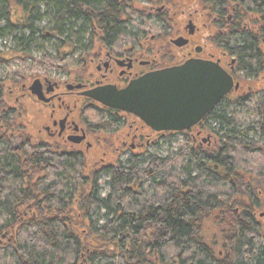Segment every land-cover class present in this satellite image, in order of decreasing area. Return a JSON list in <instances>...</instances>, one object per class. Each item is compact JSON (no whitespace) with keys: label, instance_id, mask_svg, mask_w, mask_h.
<instances>
[{"label":"trees","instance_id":"1","mask_svg":"<svg viewBox=\"0 0 264 264\" xmlns=\"http://www.w3.org/2000/svg\"><path fill=\"white\" fill-rule=\"evenodd\" d=\"M142 1L0 0L2 30L13 34L20 27L28 33L27 44L40 51L38 59H19V70L0 83V264H264L260 232L249 216V184L250 204L237 199L239 173L257 171L248 156L264 154L258 150L264 148V95L258 89L250 104L255 129L248 128L244 140L233 111L213 112L227 129L213 158L189 132L165 133L169 141L183 137L177 150L160 156L144 146V153L100 170L97 160L89 164L23 136L24 116L9 105L14 91L5 94L7 83L22 90L24 78L60 72L76 54L90 51L85 43L100 37L134 40L125 28L144 24ZM213 4L239 8L227 30V48L237 70L257 81L264 76V0ZM42 19L50 31L37 26ZM50 40L58 42L55 56L44 50ZM113 123L109 119L100 128L109 133ZM149 146L159 148L158 141ZM239 204H246L241 214L235 210Z\"/></svg>","mask_w":264,"mask_h":264},{"label":"flooded vegetation","instance_id":"2","mask_svg":"<svg viewBox=\"0 0 264 264\" xmlns=\"http://www.w3.org/2000/svg\"><path fill=\"white\" fill-rule=\"evenodd\" d=\"M213 2L143 0L145 6L141 11L144 24L125 28L129 35L134 36V40L121 37L118 41L114 38L107 42L105 37H100L98 42L83 45L90 48V51L72 57L73 65L66 64L62 71H53V75L44 73L35 77L33 81H40L43 98L47 101H39L31 95L41 111L37 113L39 117L35 133L27 134V140L51 144L61 154H74L85 160L98 159L100 170L112 163L123 162L130 155L142 154L144 146L156 141L159 136L163 137L166 132H154L139 117L105 107L85 97L83 93L104 86L122 90L148 73L192 61L210 66L211 69L214 64L217 65L230 75L233 85L239 86L238 90L233 88L220 99L195 125L183 131L189 132L199 146L204 147L205 144V151L213 158L227 130L213 120V112L221 110L228 116L230 106H233L250 114V104L258 89L250 84L251 77L237 70V59L229 55L227 48V30L234 26L239 8L234 4L216 8ZM176 39H183L185 45L174 46L172 41ZM153 42L159 44L158 49L150 46ZM257 78L264 80V76ZM77 85L81 87L76 88ZM22 92H29L28 87H23ZM256 94L264 95V89H258ZM109 119L114 123L112 131L108 133L100 126ZM238 130L243 139L245 131ZM258 150L264 152V148L258 147ZM107 155L112 157V161L105 163ZM248 159L258 164L254 166L257 171L239 173L240 192L237 199L247 205L251 200L253 209L249 216L260 232L259 240L264 248V166H259L260 162H264V154L248 156ZM214 173L225 178L223 171ZM246 183L247 188L251 186V194L246 189ZM224 186L227 188L226 184ZM245 205L239 204L235 210L241 214Z\"/></svg>","mask_w":264,"mask_h":264},{"label":"water","instance_id":"3","mask_svg":"<svg viewBox=\"0 0 264 264\" xmlns=\"http://www.w3.org/2000/svg\"><path fill=\"white\" fill-rule=\"evenodd\" d=\"M185 43L183 39L172 41L177 47ZM233 88L238 90V84L233 85L230 75L217 65L211 69L188 61L178 67L148 73L122 90L104 86L83 95L105 107L139 117L154 132L175 133L195 125ZM28 91L39 101H47L39 80H34Z\"/></svg>","mask_w":264,"mask_h":264},{"label":"rangeland","instance_id":"4","mask_svg":"<svg viewBox=\"0 0 264 264\" xmlns=\"http://www.w3.org/2000/svg\"><path fill=\"white\" fill-rule=\"evenodd\" d=\"M140 8H144L145 4L140 3ZM36 11H38V14L42 16L44 9L41 5H38L36 8ZM37 26L44 28L45 31H50L51 27L48 24V21L45 19H42L39 23H37ZM79 26V25H78ZM5 27L4 23H0V59L2 61V66L0 68V83L7 82V79H5L6 75L12 72H15L19 70V66L17 61L19 59L25 58L27 55H31L33 58L38 59L40 57V51L38 50L37 46L33 43L27 44V37L28 33L27 31L21 30L20 27L17 28V31L15 33H8L3 31L2 29ZM20 35L24 36V41L19 42L18 40H15L16 38L20 37ZM58 43L56 40H50V43L44 48V50L55 56L56 52L55 49L53 48L54 43ZM150 46L156 47L157 49L159 48V44L157 42H153ZM166 53L168 54V50H166ZM31 60L28 58L26 59V64L29 66ZM47 74V75H53L54 72H45V71H40L37 74H34L32 76H29L27 78H24L23 84L26 86V88L33 82V79L35 77H38L42 74ZM263 77V76H261ZM250 84L254 88L258 89H264V80L260 79L257 81H251ZM7 87L5 88V94L7 95L9 92H12V97L11 100L8 101L10 106L15 107L18 109L23 114V120L20 124H23L26 128L24 129V138L27 137V134H34L35 133V127L38 125V117L37 115L38 111H41V108L37 106L34 102V99L32 98L31 94L29 92H22L20 89V86H10L6 85ZM25 94V95H24ZM24 95L22 98L21 96ZM18 98V102L15 104L14 101ZM8 106V105H7ZM230 111H233L234 113V118L235 120L239 123V126L237 129H242L246 131L248 128H254L253 126L254 122H256V119H254L246 110H242L240 108H236L233 106H230ZM252 136V135H251ZM181 136L178 137H173L171 138V141H169L166 136H163L162 138L155 139L158 141L159 148H156L155 146H149L145 149L147 151H151L154 153L159 154L160 156H165L166 154H169L172 150H177L181 144L182 141ZM205 148V144H204ZM91 154V153H90ZM109 160H108V159ZM112 157L110 158L109 155L106 157L105 163H108L111 160ZM91 160L86 159V162L91 164ZM100 161H97L95 163H99ZM104 177L101 179L102 181V189H101V195L105 196L107 193V187L104 185Z\"/></svg>","mask_w":264,"mask_h":264}]
</instances>
